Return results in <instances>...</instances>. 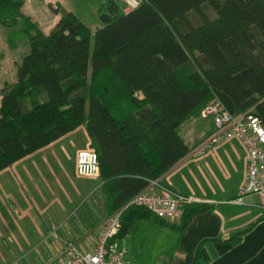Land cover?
<instances>
[{
	"label": "trees",
	"instance_id": "1",
	"mask_svg": "<svg viewBox=\"0 0 264 264\" xmlns=\"http://www.w3.org/2000/svg\"><path fill=\"white\" fill-rule=\"evenodd\" d=\"M24 2L0 0V24L22 20L30 46L17 82L0 92V172L84 126L106 211L121 212L117 239L144 219L183 233L213 206L187 203L169 223L128 204L188 155L179 129L212 101L264 124V0H142L129 14L108 0L94 35L72 12L45 34ZM253 226L215 240L237 244Z\"/></svg>",
	"mask_w": 264,
	"mask_h": 264
},
{
	"label": "crops",
	"instance_id": "2",
	"mask_svg": "<svg viewBox=\"0 0 264 264\" xmlns=\"http://www.w3.org/2000/svg\"><path fill=\"white\" fill-rule=\"evenodd\" d=\"M24 1L22 13L45 34L54 29L63 13L75 14V9L66 5L72 0ZM29 52L22 20L14 28L0 24V92L5 84L17 82L18 67ZM1 99L0 95V107ZM212 133L210 118L199 116L184 123L179 134L190 151L161 180L194 202L213 208L192 217L183 233L150 219L138 221L130 234L119 240L127 264H193L200 247L202 264H264L263 200L247 196L243 204L232 203L245 181L247 151L234 138L195 155ZM73 135L82 136L84 145L75 153L69 172L58 144ZM90 149L86 129L80 126L0 172V264H32L30 257L35 254L49 258L43 259L48 264L68 243H76L85 252L94 250L99 228L110 215L100 177L77 173L78 154ZM252 225L237 244L215 240L232 238ZM168 246L172 258L162 260Z\"/></svg>",
	"mask_w": 264,
	"mask_h": 264
},
{
	"label": "built area",
	"instance_id": "3",
	"mask_svg": "<svg viewBox=\"0 0 264 264\" xmlns=\"http://www.w3.org/2000/svg\"><path fill=\"white\" fill-rule=\"evenodd\" d=\"M121 3L123 13L129 14L142 0H121ZM200 116L212 120L213 133L195 150V155H203L227 140H240L247 151V169L239 196L232 203L243 204L247 196H259L264 206V124L260 118L252 112L232 115L217 100L207 105ZM77 173L82 177L99 176V159L94 151L78 154ZM191 202H194L191 198L174 191L159 179L151 181L128 205L146 208L159 219L176 223L183 215L184 205ZM120 215L121 212L115 213L101 225L93 251L85 252L76 243H68L48 264H126V252L120 248L117 239L121 229Z\"/></svg>",
	"mask_w": 264,
	"mask_h": 264
},
{
	"label": "rangeland",
	"instance_id": "4",
	"mask_svg": "<svg viewBox=\"0 0 264 264\" xmlns=\"http://www.w3.org/2000/svg\"><path fill=\"white\" fill-rule=\"evenodd\" d=\"M121 1V0H120ZM106 0H72L71 3L67 4V6H72L75 9V14L86 24L90 27L92 30V34L94 35L95 31L99 28L102 27V22L99 18L100 11H105L106 10ZM206 11L209 13L211 17H215L216 13L208 6H206ZM27 17V16H26ZM191 20L196 24L197 23V17L194 14L190 15ZM20 20H18L19 22ZM18 24V23H17ZM15 25L14 27H16ZM12 27V28H14ZM94 38L92 36V46H93ZM213 102V101H212ZM211 102V103H212ZM84 145V140L82 136L78 135H73L68 137L67 139L61 141L58 144V153L62 155V160L64 161L65 165L68 167V171L70 172L73 170V163L75 161V153L83 148ZM93 151L92 149H90ZM68 185L70 186L72 182L70 181L67 182ZM67 186V184H66ZM86 207V205H85ZM82 215L80 214L79 217ZM78 218V217H77ZM126 249V248H125ZM170 246H168L164 250V257L161 258L162 260H167L172 258V253L170 250ZM46 261L49 259L47 257H39L37 254L34 256L30 257V260L32 264H44V260ZM126 259V257H125ZM150 258H142V260H149ZM137 262H141L139 258H137ZM127 264V261H126Z\"/></svg>",
	"mask_w": 264,
	"mask_h": 264
}]
</instances>
